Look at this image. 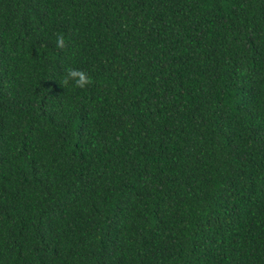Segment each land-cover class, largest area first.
Returning a JSON list of instances; mask_svg holds the SVG:
<instances>
[{
    "label": "trees",
    "instance_id": "1",
    "mask_svg": "<svg viewBox=\"0 0 264 264\" xmlns=\"http://www.w3.org/2000/svg\"><path fill=\"white\" fill-rule=\"evenodd\" d=\"M0 264H264V0H0Z\"/></svg>",
    "mask_w": 264,
    "mask_h": 264
},
{
    "label": "clouds",
    "instance_id": "2",
    "mask_svg": "<svg viewBox=\"0 0 264 264\" xmlns=\"http://www.w3.org/2000/svg\"><path fill=\"white\" fill-rule=\"evenodd\" d=\"M56 43L58 46L63 47L64 45L63 37L58 36ZM69 80L73 81V83L76 86L81 87V88L91 83L89 75L85 71L81 69H76V68L68 69L67 75L64 78V83L67 84Z\"/></svg>",
    "mask_w": 264,
    "mask_h": 264
}]
</instances>
